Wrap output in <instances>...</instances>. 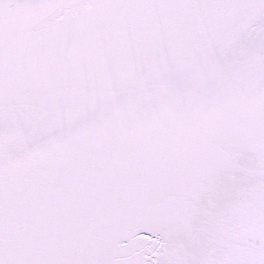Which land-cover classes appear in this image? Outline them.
I'll list each match as a JSON object with an SVG mask.
<instances>
[{
    "label": "snow or ice",
    "instance_id": "1",
    "mask_svg": "<svg viewBox=\"0 0 264 264\" xmlns=\"http://www.w3.org/2000/svg\"><path fill=\"white\" fill-rule=\"evenodd\" d=\"M0 264H264V0H0Z\"/></svg>",
    "mask_w": 264,
    "mask_h": 264
}]
</instances>
